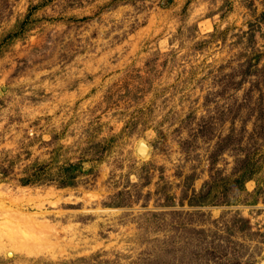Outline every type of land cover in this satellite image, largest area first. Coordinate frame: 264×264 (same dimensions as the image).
Returning <instances> with one entry per match:
<instances>
[{
	"label": "rangeland",
	"instance_id": "rangeland-1",
	"mask_svg": "<svg viewBox=\"0 0 264 264\" xmlns=\"http://www.w3.org/2000/svg\"><path fill=\"white\" fill-rule=\"evenodd\" d=\"M0 207V264H264V0H0Z\"/></svg>",
	"mask_w": 264,
	"mask_h": 264
},
{
	"label": "bare ground",
	"instance_id": "bare-ground-1",
	"mask_svg": "<svg viewBox=\"0 0 264 264\" xmlns=\"http://www.w3.org/2000/svg\"><path fill=\"white\" fill-rule=\"evenodd\" d=\"M148 153H149V151H148ZM147 153V154H148ZM4 204V203H3ZM4 205H6V204H4ZM3 207V206H2ZM5 207V206H4ZM1 208V207H0ZM9 209V208H8ZM7 210V209H6ZM12 211V210H11ZM14 211V210H13ZM8 212V211H7ZM13 213V212H12ZM27 213V212H26ZM9 214V213H8ZM18 214V213H17ZM7 217H8V215H7ZM12 217V216H11ZM10 217V218H11ZM18 217V216H17ZM26 217H28V216H26ZM26 217H25V221H26ZM5 218V217H4ZM6 219V218H5ZM23 219V218H22ZM7 220V219H6ZM10 220V219H9ZM30 220V219H29ZM18 221V220H17ZM24 221V220H23ZM30 221H32V220H30ZM29 221V222H30ZM35 221V220H34ZM14 222V221H13ZM13 222H12V224H13ZM19 222H20V220H19ZM33 222V221H32ZM3 223V222H2ZM23 223H26V222H23ZM36 223V222H35ZM35 223H33V224H35ZM4 224V223H3ZM8 224H10V223H8ZM28 224V223H27ZM18 225V224H17ZM36 225V224H35ZM23 226V225H22ZM28 225H26V227H27ZM6 227H7V225H6ZM11 226L9 225V228H10ZM24 227V226H23ZM22 227V228H23ZM15 228V227H14ZM18 230H19V227H18ZM28 230V229H27ZM15 231H17V230H15ZM20 231V230H19ZM25 231H26V229H25ZM12 232H14L13 230H12ZM31 235V234H30ZM12 236V235H11ZM18 236V235H17ZM40 236V235H39ZM22 238H25V237H23L22 236ZM29 238V237H28ZM30 240V239H29ZM8 242V241H7ZM15 242V241H14ZM18 242V241H17ZM23 243H25V242H23ZM30 253V252H29Z\"/></svg>",
	"mask_w": 264,
	"mask_h": 264
}]
</instances>
